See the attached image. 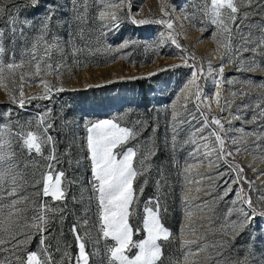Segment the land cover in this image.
Instances as JSON below:
<instances>
[{"label": "rangeland", "instance_id": "374dc122", "mask_svg": "<svg viewBox=\"0 0 264 264\" xmlns=\"http://www.w3.org/2000/svg\"><path fill=\"white\" fill-rule=\"evenodd\" d=\"M9 2L0 0V4ZM209 4L210 0H43L33 17L45 23L49 15L52 19L59 10L61 29L65 30L63 42L52 34L47 44L51 46L55 40L57 51L63 50L66 58L57 62L51 54L49 63L53 68L58 64L59 73L45 68L39 77L34 65L29 69L31 58L28 62H15L23 64V70L7 68L14 61L5 45L10 40L11 25L7 16L0 18V29H4L0 40L4 49L0 55V144L5 145L10 157L0 170L7 173L3 195L15 188L16 209L20 210L19 214L16 210L10 213L11 200L3 199L0 216H12V235L22 241L16 254L22 260L30 252L44 258L41 233L34 227L35 217L43 212L48 221L43 236L56 264H77L81 241L85 243L89 264H119L110 254L115 242L103 236L86 145L90 124L106 119L134 133L126 144L114 149L119 153L132 147L137 153L134 167L142 173L133 180L134 199L128 217L134 243L146 237L145 208L155 211V202L160 203V222L170 236L158 241L162 255L157 264H235L237 260L245 261L249 250L257 256L264 253V238L259 236L264 217L250 215L252 224L241 230L243 217L238 212L243 208L251 214L247 204L242 203L247 199L245 192L256 211H264V52L256 57V67L244 70L238 60L247 63L252 52L249 49L242 57L236 56L238 37L234 36V52L226 57L225 41L204 14ZM23 5L20 10H27L29 18L18 15L17 26L20 20L31 18L30 0H23ZM240 10L248 11L243 7ZM70 17L74 50L82 48L92 57L103 54L105 63L75 64L65 22ZM250 17L246 23L252 24L255 37L259 35L256 25L264 20V13L250 12ZM168 21L172 22V29L167 27ZM243 31L247 33L249 29ZM43 49L39 55L44 54ZM193 64L198 73L203 69L199 100L193 95L196 88L188 84L194 70L189 65ZM40 77L52 89L50 92ZM133 77L144 78L136 83ZM60 88L63 91H57ZM205 116L209 121L212 117L221 120L220 134L232 154L217 161L214 151L211 166L199 143L200 136L196 135ZM41 118L58 136V148L54 149L52 138L50 143L41 145L38 154L29 151L23 141L26 133L39 135L43 131ZM216 127L211 125L204 134ZM49 129L47 135L51 134ZM192 140L197 143H190ZM209 143L215 144L213 137H209ZM53 149L58 162L49 160ZM145 156L147 161L141 168L140 160ZM49 164L54 175L56 171L65 172V197L61 201L43 195L42 177L49 171ZM234 165L243 168L239 178ZM0 232V238H9L3 229ZM184 241L191 243L185 245ZM137 252L132 248L125 254L133 257ZM4 255L11 258V253L0 257Z\"/></svg>", "mask_w": 264, "mask_h": 264}, {"label": "snow or ice", "instance_id": "6c2138e0", "mask_svg": "<svg viewBox=\"0 0 264 264\" xmlns=\"http://www.w3.org/2000/svg\"><path fill=\"white\" fill-rule=\"evenodd\" d=\"M39 0H30V5L36 7ZM23 5V0H10L7 4H0V18L5 16L8 17V23L11 25L10 31L13 36L17 33L18 24V13ZM27 6V5H23ZM241 7L248 9V11H241ZM15 9L16 14L13 13ZM130 9V5H129ZM251 13H264V0H210V4L204 9V14L209 16L211 23L218 29V34L221 39L225 41L224 55L228 58L234 52L231 41L234 36L238 37L237 47L235 48L234 54L238 57H242L245 51L251 49L252 58L244 63L243 59L238 60V63L242 65L244 70H250L257 66L259 63L256 57L264 52V20H261L256 25L259 35L253 37L252 35V24L246 23L251 19ZM48 21L51 20V15L46 18ZM116 22V17L113 16V23ZM164 23L165 21H160ZM24 24L30 25L29 21H23ZM138 23H145V21H138ZM167 27L172 29L173 24L171 21L167 22ZM48 24L45 23L41 28V37L39 40H43V33L47 31ZM244 28H248L249 31L245 33ZM23 30H20V36L23 37ZM4 38V29H0V40ZM175 43V41H173ZM126 46V45H125ZM38 43L32 45V49L26 54L31 57L29 60V69L32 65L35 66L36 75L39 77V73L45 68L55 71L57 74L60 71V67L57 64L54 68L49 63L52 59V51L54 48L58 50L55 40L51 46L47 43L44 45L43 55H39L37 49ZM179 47V45H177ZM4 49L0 45V55H2ZM181 65H173L172 67H179ZM194 70L192 72V78L188 81V84L193 85L196 88L195 95L199 100L200 87L199 79L203 76V69L199 70V73L195 70V65H189ZM14 67H19L22 70L24 65H16L15 61L9 63L7 68L9 70ZM211 68V65H209ZM223 73V63L220 66V74ZM155 75V73H149V76ZM144 77H133L132 79H143ZM24 79V77H21ZM40 82L45 83L46 91L50 92L52 89L48 87L47 83L40 77ZM111 83V82H110ZM57 91H63V88ZM242 91V90H241ZM21 95H23L22 87L20 89ZM219 96V93H216ZM20 106H24V101H19ZM225 101V105H227ZM259 107V105H258ZM224 109L222 108L221 111ZM203 114V109H200ZM264 115V109L261 112ZM40 124L43 125V131L38 135L37 133H26L24 138V146L29 150H35L36 153H41V145L50 143L52 137L47 135V130L51 127L50 124H46L44 119L41 118ZM211 125L217 126L212 128L211 131L204 134L206 129L211 128ZM223 124L220 119L212 117L209 121L207 116L204 117L203 127L199 130L196 135L200 136L199 143L203 144L205 150V156L208 157V163L211 166L213 160L211 156L213 152L216 153V160H226L231 157V152L227 151L225 140L222 138L221 130ZM86 145L91 163V174L93 192L97 195L98 205L100 209V220L101 228L103 230V236L105 238H111L115 242V246L110 249L111 259L118 261L119 264H157L162 255L161 245L158 243L159 240H168L170 233L163 224L160 222L159 212L161 209L159 201L155 202V211L153 208H145V218L143 221V229L146 232V237L139 242H133V232L128 222L130 215V206L134 199L133 180L142 173L138 172L134 167V159L137 155L136 151L132 147H128L119 153L115 152L118 146L126 144V142L134 136V133L127 127H121L117 122L113 120H100L98 122L91 123L87 128ZM43 137V138H42ZM209 137H213L215 144L209 143ZM259 139V135H257ZM190 143H197L192 140ZM236 143V141H233ZM173 148H175V135L173 136ZM239 151V148H237ZM154 155V153H152ZM119 156V158H118ZM10 159L9 154L5 151V145L0 144V165ZM50 161L58 162L53 149V154L49 157ZM147 161L145 156L140 160L141 168ZM234 168L239 178L240 174L243 173L242 167ZM6 172L0 170V201L3 199H10L11 204L9 205V212L13 210L19 214L20 210L16 209L17 199L14 197L17 195L16 189L13 188L7 193V196L3 195V183L5 180ZM65 177L63 170L56 171L55 175L52 170L51 164H49V171L43 174L42 185L43 195L51 196L54 200L61 201L65 197V192L62 188V180ZM12 183L15 184V177L12 178ZM251 187V184L249 185ZM229 191L231 189L229 188ZM227 194V193H225ZM242 203L247 204V207L251 210V214L245 212L243 208L239 209V214L243 217V222L239 224V228L244 230L252 224L253 220L250 218L255 216L264 217V211L257 212L253 205L251 198L243 200ZM45 211H47L45 206ZM12 216L8 217L0 216V229L8 234V239L5 240L0 238V254L11 253V258L7 255L0 257V264H56L53 254L48 251V247L45 243L43 232L48 221L45 214L42 212L40 215L35 217L36 231L41 233V249L43 259L38 257L36 252H30L26 256V260H22L18 256L17 250L22 244V241L17 239L15 235H12L14 225L11 223ZM7 226V227H5ZM73 231L75 232V226ZM3 233L0 232V237ZM259 236L264 238V226L259 229ZM78 241H81L79 235L76 236ZM255 239V238H254ZM190 241H184L185 245L190 244ZM10 245V247H9ZM132 248L138 249V252L133 257H129L125 253L130 251ZM77 264H89L88 253L85 250V243H79V256L77 258ZM235 264H264V253L257 256L255 251L249 250L246 252L245 261L237 260Z\"/></svg>", "mask_w": 264, "mask_h": 264}, {"label": "trees", "instance_id": "16d2710c", "mask_svg": "<svg viewBox=\"0 0 264 264\" xmlns=\"http://www.w3.org/2000/svg\"><path fill=\"white\" fill-rule=\"evenodd\" d=\"M43 4V0H40V3H38V5L36 7L31 8V10L28 11V15L31 16V18L29 20L30 25H26L23 23V21L20 20L19 25L17 26V33L15 36L10 35V40L9 42H7L5 45L8 46V51L9 54L13 56L14 61L15 62H19V61H26L28 62V59L31 58L30 56H28L26 53L27 51H30L32 49V45L34 43H38L39 47L37 49V51H39L40 49L44 48V44L50 42L52 34L57 37V39H59L58 41L63 42V34L65 32V30H62L61 27L63 26V20L60 17V12L59 10H56L54 12L55 17H53L50 21L45 22L48 24V28L47 31L45 33H43V40H39L38 38L41 37L42 33H41V28L42 26L45 24L39 20H37L35 17L36 15V11L38 10L39 6ZM16 14V13H15ZM18 15H20V17L28 19L29 17H27V10H19ZM62 22V25H61ZM66 22V26L67 29L70 33L69 35V43L72 46V54L74 55V61L75 64L78 66H82L86 63H90L92 65L95 64H101V63H105V55L103 54H94V56H89L90 53L89 52H85L82 51V48L80 50H78L79 48L74 50L73 44H75V38H74V29H73V19L67 18L65 20ZM23 30V37L20 36V30ZM73 29V30H72ZM85 33V30H84ZM88 38V37H87ZM113 46V43L110 44V47ZM62 49V46H61ZM89 49V48H88ZM90 51V49H89ZM54 58H56L57 62H62L65 60L66 55L65 52L63 50H61V53H59L57 50H53L52 53ZM92 57V58H90ZM93 59V60H91ZM141 81V79H136L135 82L139 83ZM61 93V92H59ZM27 108V107H26ZM29 109V108H28ZM51 133V137L54 138V149L56 150L58 148V144H57V138L58 136H56L51 129H49ZM60 138V137H59ZM243 182V186L245 188H247V184L245 183L244 180H242ZM248 198L249 195L247 194V192H245V198Z\"/></svg>", "mask_w": 264, "mask_h": 264}]
</instances>
